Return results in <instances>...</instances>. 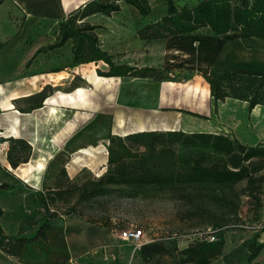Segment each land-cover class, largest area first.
<instances>
[{
    "label": "crops",
    "instance_id": "1",
    "mask_svg": "<svg viewBox=\"0 0 264 264\" xmlns=\"http://www.w3.org/2000/svg\"><path fill=\"white\" fill-rule=\"evenodd\" d=\"M89 1L91 0H1L0 8H7V20L22 15L24 19L49 18L58 23ZM148 3L151 12L153 6L158 3L161 14L154 18L150 12L142 17L132 6L120 3L117 13L110 16L96 13L85 18L89 24L102 27L105 26L96 23L95 19L101 20L104 17L111 22L120 19L118 25L124 28H118L120 35L108 36L107 41H112L109 45L102 41L100 44L101 48L111 55L114 63L137 69L148 67L165 70L184 65L187 71H197L196 68H208L209 71L220 50V57H223L219 59L220 62L228 56H223V49L227 48L224 45L228 42L229 33L221 42L215 41L212 34L210 36L201 33V30L171 36L163 41L147 42L141 39L137 31L160 19L165 13L162 1L148 0ZM123 30H127V33ZM232 45L231 43L230 47ZM36 50L31 49L24 54L22 65L12 74L0 79V166L17 175L9 165L6 153L10 143H14L11 138L23 140L29 146L30 155L28 162L22 167L21 164L18 165L16 170L18 169L19 174L17 177L27 185L38 183L45 187L51 186L58 171L62 167H68V161L64 160L63 154L77 152L76 162L81 157L92 158L94 154L86 147L100 139L106 141L110 135L125 136L142 131L167 130L194 133L206 132L210 127L204 122L214 107L208 83L204 78L208 71H199L200 75L188 78V84H175L151 77L99 76L96 69H108L100 68L107 67L101 61L75 67L69 63L60 67V71L53 72L51 66L41 65L52 53L48 55V51L33 57ZM57 73H64V76L56 82L48 78L49 74ZM75 76L77 82L74 85ZM195 86L204 90L197 93ZM45 87L54 90L42 101L40 107L26 111L28 102L24 99L39 93ZM235 115L238 116L236 126L240 128L241 114ZM166 121L173 123V126L161 127ZM201 124L203 128H196ZM180 148L179 146L178 149ZM85 150L90 152V155L85 154ZM40 156L45 158L43 168L47 167L46 170L42 169L38 182L33 176L26 182L23 169L39 161ZM102 164L106 166V160ZM57 218L64 221L61 230V246L64 248L61 256L51 263L82 258L89 250L103 246L102 227L89 224L80 218L61 215ZM93 236L96 241L91 243L89 239ZM39 244L38 248H44L45 241L40 240ZM86 246L94 247L84 249ZM134 249L135 255L131 264H225L219 259L222 249L217 241L180 243L175 251L162 241H147L139 249ZM138 251L147 253L144 259L147 258L148 261L141 260L140 255H137Z\"/></svg>",
    "mask_w": 264,
    "mask_h": 264
},
{
    "label": "rangeland",
    "instance_id": "2",
    "mask_svg": "<svg viewBox=\"0 0 264 264\" xmlns=\"http://www.w3.org/2000/svg\"><path fill=\"white\" fill-rule=\"evenodd\" d=\"M176 1L180 4H193L197 0ZM160 10L159 4H155L151 16L157 17ZM6 14L7 8H0V40L6 41L0 50V79L5 75L12 74L22 65L21 59L24 54L26 55L31 49H39L53 44L58 37V23L52 19L37 17L24 19L20 15L12 20H7ZM76 17L78 19V13H76ZM95 20L96 23L105 26L96 30L100 44L102 41L109 45L112 41H107L108 36L120 35L118 30V28H122L118 25L120 19H116L114 22L106 20L104 17L101 20ZM79 22L77 20V23ZM123 31L125 33L127 30ZM200 32L211 36L207 29ZM227 38L228 42L224 45L227 48L223 49V56H228L220 62L219 59L223 58L220 57L222 54L220 50L210 65L209 71L208 68L187 71L184 65H181L175 69L157 68L159 71L154 75L161 77L162 81L188 84V78L192 79L193 76L200 75L199 71H208V74H213L217 78L220 74L215 71L217 67L264 71L263 40L254 39L244 45L248 41L237 38L235 33L229 34ZM216 39L214 40L217 41ZM236 39L242 41H235ZM231 43L233 45L230 47ZM238 45L246 47L250 53L236 52ZM70 46L71 41L68 40L62 47L48 52V55L50 53L52 55H49L41 65L51 66L50 69L53 70L69 65L71 62ZM100 68L105 70L107 67L101 66ZM234 78L240 79L233 81L229 79L227 83L241 92H251L258 85L255 79L240 76ZM194 89L204 90L198 86H195ZM261 92L264 94V86ZM243 103L229 98L218 102L216 113L210 112L204 121L210 126L206 132L224 134L246 145L264 143V105H260L262 107L258 119L261 120L257 121L258 119H254V112L248 110L247 104ZM237 113L241 114L240 128L236 126L238 116L235 114ZM160 126L168 128L172 127L173 123H162ZM201 126L198 125L196 128H203V124ZM1 134L0 132V136ZM106 145L107 140L103 139L92 142L86 148L91 150L94 157H81L78 162L75 161L77 152L63 154L64 160L68 161V167L65 168L67 176L61 178L62 183L79 185L87 179H97L104 174L106 166L102 163L107 157ZM84 153L90 155L88 151H84ZM178 154L182 159L178 165L181 170L188 168L186 162H183L186 159L198 158L204 164L225 161L221 153L201 146L180 148ZM26 155H28L27 144L17 145L12 151V157L16 160H20ZM0 157H2L1 153ZM260 163L262 165L261 174L264 176L263 158L260 159ZM102 165L104 168L101 167ZM22 166L23 164L20 165V167ZM14 172L19 176L18 169L15 168ZM17 175L0 166V183L6 182L12 186L11 190H0V207L3 210L0 225L7 235L31 236L43 221L46 212L38 202V195L45 192L49 186L27 185ZM243 186L244 183H238L228 188H187L185 195H180L176 191L156 189L144 190L134 195L124 188H112L108 194L96 196L88 202L75 203L74 196L68 203L56 201L54 204H49L48 208L49 212L56 211L58 216L68 217L64 215L65 212L72 204H75L74 212L70 217L80 218L89 224L102 227L103 246L89 250L84 257L69 261L70 264H131L135 255V246L134 243L123 240L121 234L134 227L140 228L144 232L141 239L142 244L147 241H162L172 251H175L180 243H191L192 241H189L188 238L196 231L209 228L215 232V241L221 245L222 251L219 259H222L225 264H264V246L253 259H249L257 244L264 243V181L258 189L260 207L257 211L255 203L244 193ZM220 198L228 199L229 202L224 203ZM49 225L46 240H43L45 241L44 248H38V246L40 247L39 241L42 240L38 239L28 243L27 248L22 249L18 258L9 256L0 250V264H47L60 257L64 248L61 246V230L64 221L54 217L49 221ZM89 241L94 243L96 238L93 236ZM90 247L94 246H86L84 249ZM138 254L141 260L145 261L144 253L138 251Z\"/></svg>",
    "mask_w": 264,
    "mask_h": 264
},
{
    "label": "trees",
    "instance_id": "3",
    "mask_svg": "<svg viewBox=\"0 0 264 264\" xmlns=\"http://www.w3.org/2000/svg\"><path fill=\"white\" fill-rule=\"evenodd\" d=\"M160 1L165 5L164 15L137 31L140 38L147 42L163 41L171 36L203 29H207L213 36L235 33L239 39H264V0H197L193 4H180L176 0ZM120 3L132 6L142 17L151 12L148 0H91L66 19L58 22L56 41L37 49L33 57L62 47L70 40L72 67L101 61L108 69L106 71L97 69L96 73L99 76L151 77L161 80V77L154 75L157 73L154 68L137 69L126 64L114 63L111 55L101 48L98 39L96 30L102 26L85 21L86 17L96 13L106 16L117 13L120 10ZM77 20L80 22L77 23ZM5 44L6 41L0 40V50ZM52 71L58 72L60 68ZM215 71L220 73L217 78L213 74L204 76L209 86L210 98L213 100L214 113L217 111V103L227 98L246 103L248 110L264 105V94L261 92L264 86V71L228 67H217ZM235 76L255 79L258 85L251 92H241L227 83L229 79L231 81L240 79L234 78ZM76 82L77 76L73 78L74 85ZM53 90L51 87H45L39 93L25 98L24 100L28 102L26 111L40 107L42 101ZM10 140L14 143H10L6 156L9 165L15 169L19 164L28 162L30 149L27 145L28 155L16 160L12 157V151L17 145L26 143L20 139ZM179 146L209 148L221 153L225 161L204 164L198 158L190 160L185 158L183 162H186L188 168L181 170L178 167L179 162L182 161L178 156ZM106 154L104 174L97 179H87L79 185L62 183L61 178L67 176L65 168L62 167L52 185L38 195V202L46 212L35 233L31 236L7 235L0 225V250L18 258L28 243L38 239L46 240V232L50 228L49 221L58 216L56 211L49 212V204H54L56 201L68 203L74 196L75 203L88 202L96 196L108 194L112 188H124L134 195L148 189L170 190L185 195L187 188H228L244 183L243 191L255 203L256 211L260 207L258 189L264 181L260 163V159H264V143L246 145L235 138L218 133H185L181 130L142 131L125 136L110 135L107 138ZM11 189L10 184L0 183V190ZM220 199L224 203L229 202L228 199ZM74 209L75 204H72L64 215L70 217ZM2 215L3 210L0 207V218ZM263 246L264 243L257 244L249 259H253ZM145 255L148 254L144 253ZM144 260L148 261L147 258ZM50 264H70V262L62 260Z\"/></svg>",
    "mask_w": 264,
    "mask_h": 264
},
{
    "label": "bare ground",
    "instance_id": "4",
    "mask_svg": "<svg viewBox=\"0 0 264 264\" xmlns=\"http://www.w3.org/2000/svg\"><path fill=\"white\" fill-rule=\"evenodd\" d=\"M158 16L161 14L160 12L157 13ZM224 36L226 35H223V36H213L214 38H217L216 40L219 42L221 40H223L222 38H224ZM254 39L256 38H250V39H244L248 42H245L244 45L246 44H249V42H252ZM258 40V39H257ZM263 40L264 42V39H261ZM240 45V44H239ZM237 46V49H236V52L242 54V53H250L249 50L246 49V47H243V46ZM64 76V74L62 73H57V74H49L48 75V78L53 81V82H56L58 81L60 78H62ZM195 92L197 93H200L201 91L200 90H196ZM178 102V101H177ZM181 102V101H180ZM183 103V102H182ZM195 104V103H194ZM260 110H261V106H257L255 109H254V113H253V116H254V119L257 120L258 118H260ZM52 112L54 113L55 111L52 109ZM261 119H258L257 121H259ZM263 121V120H262ZM166 123H169L168 121H166ZM238 124V123H237ZM169 125V124H168ZM167 125V126H168ZM202 125V124H201ZM166 126V125H164ZM202 127V126H201ZM87 151V150H85ZM45 160V158L43 156H40V159L39 161H37L36 163H34L33 165H28L25 169H23L22 173L23 175L25 176V179H26V182H29L31 177L33 176L35 178V180L37 181L39 179V174L41 173L42 169H44V164H43V161ZM46 170V168L44 169ZM38 182V181H37ZM35 185H39L38 183H35Z\"/></svg>",
    "mask_w": 264,
    "mask_h": 264
},
{
    "label": "built area",
    "instance_id": "5",
    "mask_svg": "<svg viewBox=\"0 0 264 264\" xmlns=\"http://www.w3.org/2000/svg\"><path fill=\"white\" fill-rule=\"evenodd\" d=\"M122 239L128 241L130 243H134L135 248L141 246V239L144 235V232L140 228H131L124 231L122 234ZM216 239V234L214 231H211L209 228L204 230H199L189 236L188 240L195 242V241H208L213 242ZM141 243V244H140Z\"/></svg>",
    "mask_w": 264,
    "mask_h": 264
}]
</instances>
